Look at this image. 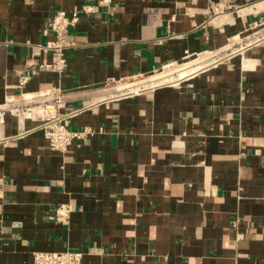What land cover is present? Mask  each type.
<instances>
[{
    "label": "crops",
    "instance_id": "crops-1",
    "mask_svg": "<svg viewBox=\"0 0 264 264\" xmlns=\"http://www.w3.org/2000/svg\"><path fill=\"white\" fill-rule=\"evenodd\" d=\"M83 4L63 75L19 87L50 60L33 53L55 10ZM191 57L204 66L178 82L112 93ZM56 87L79 133L65 150L36 106ZM66 249L82 264H264V0H0V264Z\"/></svg>",
    "mask_w": 264,
    "mask_h": 264
},
{
    "label": "built area",
    "instance_id": "built-area-1",
    "mask_svg": "<svg viewBox=\"0 0 264 264\" xmlns=\"http://www.w3.org/2000/svg\"><path fill=\"white\" fill-rule=\"evenodd\" d=\"M107 6L112 3V0H103ZM94 11V7L89 4L77 5L70 11L66 9H57L50 17L44 28L46 35H52L45 44L40 45L34 51V56H40L44 51L50 52L49 61H40L37 64L31 65L27 72L19 73L18 86L24 87L31 76L38 71H52L59 75H63L66 71L69 59L67 51L75 46V41L69 39L71 27L76 25L82 18V14H88ZM147 84V83H146ZM144 83H140L136 90H141ZM46 98L42 102L37 103L38 119L44 128L45 135L49 140V144L54 149H68L79 133L69 128L66 117L59 115L56 110L63 106L62 90L56 87L52 91L46 93ZM49 106H53L55 111L50 110ZM13 113L17 112V108H11ZM71 206L62 204L57 209V219L63 220L68 218ZM83 252L71 249L58 251H35L33 254V264H82Z\"/></svg>",
    "mask_w": 264,
    "mask_h": 264
},
{
    "label": "rangeland",
    "instance_id": "rangeland-1",
    "mask_svg": "<svg viewBox=\"0 0 264 264\" xmlns=\"http://www.w3.org/2000/svg\"><path fill=\"white\" fill-rule=\"evenodd\" d=\"M195 57H191L188 59H185L183 61H179L177 63L170 64L169 66H164L161 69L157 70L156 72L152 73L151 76L148 78L145 77H139V78H129L125 80H120L117 82H114L116 84V90L112 93H126L133 90H136L138 85L140 84V80L148 79V83L146 84V87L149 86H156L160 84H166V83H173L180 81L183 77L177 78L178 72L182 71L183 68H185L184 65H180L183 62L190 61ZM197 63V62H196ZM182 69V70H181Z\"/></svg>",
    "mask_w": 264,
    "mask_h": 264
},
{
    "label": "bare ground",
    "instance_id": "bare-ground-1",
    "mask_svg": "<svg viewBox=\"0 0 264 264\" xmlns=\"http://www.w3.org/2000/svg\"><path fill=\"white\" fill-rule=\"evenodd\" d=\"M204 63H205V61H204ZM204 63H200V64L197 63L199 65L198 67H192V68H186L185 67V68H183V70L181 69L182 71L178 72L177 78H181V77H184V76L191 74L192 72H194V71L200 69L202 66H204Z\"/></svg>",
    "mask_w": 264,
    "mask_h": 264
}]
</instances>
